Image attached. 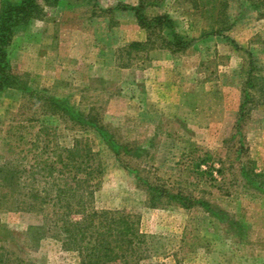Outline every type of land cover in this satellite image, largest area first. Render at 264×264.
<instances>
[{
    "label": "rangeland",
    "instance_id": "1",
    "mask_svg": "<svg viewBox=\"0 0 264 264\" xmlns=\"http://www.w3.org/2000/svg\"><path fill=\"white\" fill-rule=\"evenodd\" d=\"M30 1L0 93V264H85L68 229L93 213L134 221L141 264H264V0ZM136 13L188 45L156 23L129 49Z\"/></svg>",
    "mask_w": 264,
    "mask_h": 264
},
{
    "label": "trees",
    "instance_id": "2",
    "mask_svg": "<svg viewBox=\"0 0 264 264\" xmlns=\"http://www.w3.org/2000/svg\"><path fill=\"white\" fill-rule=\"evenodd\" d=\"M33 2L30 0H22L19 4L7 3L3 10L0 11V93L8 89H16L18 85L15 80L18 76L13 73V66L11 65L8 48L15 37L17 31L21 28L27 27L34 18L38 17L37 7H31ZM37 10V11H36ZM36 11V12H35ZM138 20L147 32V40L145 42H134L128 48L131 50H141L146 47L157 48V41L153 40L155 30L152 26L154 24L163 23L168 24L171 31V37L175 42V46L180 48L181 45H188L187 37L176 33L174 22L167 16L155 18L152 21L145 22V20L136 13ZM215 21H219L218 19ZM228 27L216 28L213 27L211 34L223 35L228 31ZM169 45H161L159 48L168 47ZM255 67L248 71L249 82H255L261 76H255ZM264 78V77H262ZM260 91L264 95V83L260 84ZM252 87H256L252 85ZM249 97V96H248ZM54 109H61L62 105L53 101ZM244 103L242 107L244 108ZM73 118L75 115L73 114ZM200 166H197L199 168ZM155 192L159 189H152ZM170 200H179L181 203L186 198L181 194H169ZM8 200V196H5ZM80 204V201H79ZM93 214H84L83 219L77 220L72 224V228L68 229L72 233V240L76 245H80L78 249L85 264H141L140 260L142 247L145 243L144 235L139 234L134 221L129 217H122L114 219ZM95 217H99V222H96ZM68 228V226H66Z\"/></svg>",
    "mask_w": 264,
    "mask_h": 264
},
{
    "label": "crops",
    "instance_id": "3",
    "mask_svg": "<svg viewBox=\"0 0 264 264\" xmlns=\"http://www.w3.org/2000/svg\"><path fill=\"white\" fill-rule=\"evenodd\" d=\"M128 10V9H127ZM28 37L26 36V38L25 39H27ZM140 40V42H143L144 41V39L143 38H141V39H139ZM138 40V41H139ZM141 40H143V41H141ZM146 40H147V36H146ZM20 57H22L23 59H24V62H28V61H30L32 58H30V56H29V54L27 53V52H18L17 54H15V52L12 54V59L13 60H17L18 58H20ZM18 63H22V60L21 61H18Z\"/></svg>",
    "mask_w": 264,
    "mask_h": 264
}]
</instances>
